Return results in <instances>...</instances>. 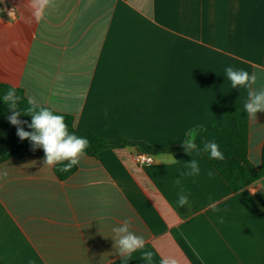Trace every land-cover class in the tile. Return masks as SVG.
<instances>
[{
	"label": "crops",
	"instance_id": "crops-1",
	"mask_svg": "<svg viewBox=\"0 0 264 264\" xmlns=\"http://www.w3.org/2000/svg\"><path fill=\"white\" fill-rule=\"evenodd\" d=\"M228 66L264 87V0H55L39 22L27 0H0V84L103 139L162 150L197 125L231 126L221 109L244 111L247 90L231 88ZM9 149L0 132V157ZM137 152L84 154L64 180L62 163H2L0 264H146L144 251L153 264H264V178L233 193L203 153L139 166ZM192 159L199 174L182 175ZM248 160L264 164V112L250 119ZM125 219L146 243L122 257L112 228Z\"/></svg>",
	"mask_w": 264,
	"mask_h": 264
},
{
	"label": "clouds",
	"instance_id": "clouds-1",
	"mask_svg": "<svg viewBox=\"0 0 264 264\" xmlns=\"http://www.w3.org/2000/svg\"><path fill=\"white\" fill-rule=\"evenodd\" d=\"M30 9V22L34 20L39 22L45 18L47 11L55 6V0H27ZM14 15V8L9 12V16ZM225 74L228 81L231 83V88H244L247 90V99L244 102V112L252 119H257L258 112H264V87L259 90H254L253 86L257 83V76L254 73H249L245 69H236L232 66L225 68ZM5 104L11 110V115L7 117L11 125L16 126L17 136L20 140H28L32 149L42 148L44 152V165L52 167L58 163L64 164L61 171H69L73 166L80 162L81 157L84 155L85 150L89 146V141L86 138L78 137L77 135L70 134L68 125L65 123L63 115L55 114L54 111L48 107L41 106L35 97H28V107L23 111V115L31 117V123L19 119L21 111L18 109V103L22 99L17 95L15 88H9L2 97ZM27 124V127L32 131H25L22 125ZM199 125L188 130L186 133L187 138L182 141L185 151L190 154L193 150L197 154L202 152L209 153L210 159L223 160L224 154L220 151L219 145L215 141H203L202 149L198 148L195 143ZM190 169L187 173L182 175H198L200 172L199 162L192 159L187 163ZM215 173L209 171L208 175L211 177ZM7 172L0 173V178L6 177ZM180 180L176 181L180 184ZM188 202V197L181 193L178 197V204L183 207ZM213 210L215 206H213ZM223 222V218H221ZM131 223L125 219L119 226L112 228L114 240V248L122 256H128L131 253L144 249L145 239L143 236H138L130 230ZM154 254L152 251H144L141 255V260L146 264H153ZM161 264H177L172 259H165Z\"/></svg>",
	"mask_w": 264,
	"mask_h": 264
},
{
	"label": "trees",
	"instance_id": "trees-1",
	"mask_svg": "<svg viewBox=\"0 0 264 264\" xmlns=\"http://www.w3.org/2000/svg\"><path fill=\"white\" fill-rule=\"evenodd\" d=\"M12 86L0 84V132L9 143V152L0 157V165L10 160H21L30 157L44 159L42 148L32 149L28 140H20L17 136V128L11 125L7 119L11 115V110L4 103L2 97ZM15 88V87H14ZM17 95L22 99L18 103V109L21 111L19 117L22 121L31 123V117L23 115V111L28 107L25 93L20 88H15ZM55 114H59L54 112ZM63 115V114H60ZM65 123L68 125L70 134H75L78 137L86 138L89 141V146L85 150L87 156L96 157L104 150L118 148L123 146H134L139 151L158 154V153H173L184 150V146L169 148V149H154L144 143L120 141L114 142L92 133H83L76 130L74 119L70 116L63 115ZM221 116L231 122V126L224 123H216L208 128L198 129L199 135L195 143L198 148L202 149L203 141H215L224 154L223 160L210 159L209 153L202 152L209 163L219 173L223 181L227 184L233 193H237L251 184L264 178V164L257 168L248 160L249 151V122L250 118L247 113L234 107L225 106L221 109ZM25 131H32L27 127V124L22 125ZM62 163L54 168L56 177L60 180L67 179L76 170L77 165L73 166L69 171H61L64 164Z\"/></svg>",
	"mask_w": 264,
	"mask_h": 264
},
{
	"label": "built area",
	"instance_id": "built-area-1",
	"mask_svg": "<svg viewBox=\"0 0 264 264\" xmlns=\"http://www.w3.org/2000/svg\"><path fill=\"white\" fill-rule=\"evenodd\" d=\"M134 160L139 166L150 165L154 162L153 155L139 151L135 154Z\"/></svg>",
	"mask_w": 264,
	"mask_h": 264
}]
</instances>
